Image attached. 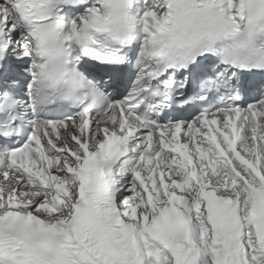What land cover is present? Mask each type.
<instances>
[{"label":"snow or ice","instance_id":"6c2138e0","mask_svg":"<svg viewBox=\"0 0 264 264\" xmlns=\"http://www.w3.org/2000/svg\"><path fill=\"white\" fill-rule=\"evenodd\" d=\"M0 264H264V0H0Z\"/></svg>","mask_w":264,"mask_h":264}]
</instances>
